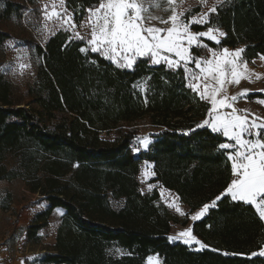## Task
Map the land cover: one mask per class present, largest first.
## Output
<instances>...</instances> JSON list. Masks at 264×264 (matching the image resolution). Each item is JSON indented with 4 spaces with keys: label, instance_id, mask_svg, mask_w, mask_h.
<instances>
[{
    "label": "trees",
    "instance_id": "16d2710c",
    "mask_svg": "<svg viewBox=\"0 0 264 264\" xmlns=\"http://www.w3.org/2000/svg\"><path fill=\"white\" fill-rule=\"evenodd\" d=\"M66 3L84 13L100 0ZM13 12L9 2L4 13ZM192 27L225 34L219 43L204 39L207 48L192 47L194 58L239 46L249 63L264 56V0H223L208 24ZM8 38L0 29V47ZM83 47L63 30L38 45V79L26 92H17L0 68V180L20 178L42 196L46 208L29 227L30 239L55 209L63 211L43 263L147 264L158 254L162 264H264V218L255 206L222 195L232 179L230 150L220 147L228 140L203 123L211 105L188 86V70L148 57L119 67ZM247 97L264 99V93ZM143 121L155 131L137 154L139 129L132 126ZM145 161L154 165L153 181L190 208L185 217L156 190H141ZM211 203L192 222L206 247L170 240L173 223L188 225L190 213Z\"/></svg>",
    "mask_w": 264,
    "mask_h": 264
},
{
    "label": "snow or ice",
    "instance_id": "6c2138e0",
    "mask_svg": "<svg viewBox=\"0 0 264 264\" xmlns=\"http://www.w3.org/2000/svg\"><path fill=\"white\" fill-rule=\"evenodd\" d=\"M182 2V0H181ZM205 4L207 0H200ZM65 0H60L63 6ZM223 0H215L209 12L215 13L217 5ZM164 4L167 7L164 11L171 14L165 19L153 15L154 9L161 8ZM177 0H100L98 7L87 9V23L91 28L90 38L81 37L77 32L76 36L82 40L87 39L90 49L82 48L81 51L99 52L118 64L119 67L131 68L136 57H148L152 63H165L170 68H179L194 62L199 73L190 74V79L198 81L188 86L199 94L201 100L210 102L213 116L211 128L213 131H222L224 136L230 137L234 145L223 144V149L235 148L229 159L232 161V172L235 176L231 180L226 193L231 195L233 201H242L255 206L261 218H264V123H257L260 117L249 119L248 110H241L239 114L234 107L238 96H246L249 89L242 90L238 95L228 96L227 85L238 84L242 79L251 80L253 76L260 78L259 73L247 67L248 62L242 60L243 49L230 52L223 49L221 55L212 51L211 58L200 60L191 55V48H207L200 40L207 37L219 43L218 35H225L219 29L209 27L204 32H192L191 26L204 25L209 23L208 13H201L199 16L185 18L184 12L176 10ZM48 18L56 17L61 20L62 25L76 27L72 15L55 10L47 12ZM157 20L166 27H157L151 22ZM170 54H174L175 59ZM264 60V56L261 57ZM203 64V67L201 66ZM23 68L24 65H21ZM264 92V89L259 90ZM219 97V98H218ZM264 104V100L258 101ZM229 108L231 112L220 113V109ZM209 124L208 120L203 122ZM202 125H198L200 127ZM146 148L148 141L144 140ZM138 151V149H137ZM220 199V197H217ZM214 203V202H213ZM209 205H204L199 213L192 216L193 220L204 215ZM172 239H182L185 244H200L206 247L192 235V229H186ZM264 254V252H261ZM150 264L153 262L150 260Z\"/></svg>",
    "mask_w": 264,
    "mask_h": 264
},
{
    "label": "rangeland",
    "instance_id": "374dc122",
    "mask_svg": "<svg viewBox=\"0 0 264 264\" xmlns=\"http://www.w3.org/2000/svg\"><path fill=\"white\" fill-rule=\"evenodd\" d=\"M9 2L13 4L16 12L6 15L4 10ZM214 3L215 0H207L205 4H201L200 0H182V2L181 0H177L176 10L178 12H184L185 18L188 19L192 16H199L201 13H208L209 16L211 13L209 12V9ZM45 5H47V12L49 13L53 11V5H55V10L57 12L63 13L66 9L67 13L72 15L76 27L73 28L71 26L62 25L61 20L56 17L48 18L45 15ZM98 5L99 4L89 8H95L98 7ZM165 7L167 6L162 4L161 8L154 9L153 15L161 16L166 19L171 12L164 11ZM87 9L84 13H76L68 7L66 0L63 6H61L60 0H0V29L9 34V38L0 47V68L17 92H26L29 87L37 82L38 71L42 61V57L37 51V46H44L46 41L56 32L60 30L66 31L69 33L70 38L83 41L84 49L91 48V46L87 44V39L82 40L76 36L77 32L81 37L90 38L91 36V28L87 23ZM151 23L157 27H166V25L161 24L157 20H154ZM191 31L198 33L207 31V29L198 31L191 26ZM220 38L221 36L218 35L219 41ZM204 39L208 38H200L203 44H205ZM224 49H228L232 52L237 49H243V47L239 46L236 48ZM212 51L215 50H211L209 56L199 59L204 60L211 58ZM222 51L223 49L215 52L217 55H221ZM170 55L171 58H176L174 54ZM241 57L242 60H244L243 52L241 53ZM21 65H24V67L22 68ZM201 66L203 67V64ZM247 67L255 73L261 74L260 78L256 79L253 76L251 80L242 79L238 84L227 85L226 89L228 96L238 95L244 89L250 90L248 94L261 92L259 90L264 89V60L261 58H258L257 60L254 59L251 63L248 62ZM187 70L190 74L193 72L199 73V69L195 68L194 62H190L187 65ZM191 82L197 83L198 81L191 80ZM247 95L238 96V99L247 97ZM260 99L261 98H254L252 100L259 101ZM211 108L209 115L205 119L209 121V124L207 125L210 128L213 116L216 114L211 112ZM219 111L223 114L224 112H231L232 109L224 108ZM132 127H138L139 129V137L136 139L133 146L135 152L139 154L141 150H146L148 148L152 141L150 134L151 132H154L155 129L149 126L146 121L140 122L137 125L134 124ZM144 140L148 141V146L146 148L143 145ZM229 150L230 156L234 153L235 148H229ZM154 178L155 173L153 163L149 161L143 162L139 173L141 190L143 192H153L156 190L159 193L162 202H164L174 213L181 217H185L190 208L180 201L179 196L175 192L166 189L164 186L160 185V183L153 181ZM224 194H227L226 191L222 195ZM114 203L117 207L122 205L121 201H116ZM211 205L212 203L209 204V207ZM45 208L46 204L42 200V196L38 193L31 192L27 188L25 181L22 179L0 180V263L45 264L42 261V256L46 251L52 249L55 244L57 229L63 214L61 209H55L49 218L48 225L38 231V237L30 239L28 237L29 227L34 224L37 213L43 211ZM202 208L190 213L189 217L191 223L188 225L184 226L182 224L173 223L170 240L183 242L182 239L172 238L178 236L180 232L186 229H192V222L195 221L192 219V216L199 213ZM192 235H194L193 230ZM196 239L200 241L197 237ZM187 245L195 247L196 249H201L200 244L195 243V241ZM261 252H264V248H262L259 253L261 254ZM150 260L153 264H162V259L158 254L149 255L145 262L150 264Z\"/></svg>",
    "mask_w": 264,
    "mask_h": 264
},
{
    "label": "crops",
    "instance_id": "0c3cea01",
    "mask_svg": "<svg viewBox=\"0 0 264 264\" xmlns=\"http://www.w3.org/2000/svg\"><path fill=\"white\" fill-rule=\"evenodd\" d=\"M225 48H231V47H225ZM261 100H264V99H260L259 101H261ZM234 107L237 109L238 113L242 114V115L244 113L241 110L247 109L248 110L247 114H248L249 119H253L254 117L264 118V104H261L258 101L250 100L248 97H243L242 99L239 98L234 103ZM256 122L257 123H264V119H259ZM216 132L221 133L223 135L222 131H216ZM224 137L228 140V142L226 144H233L234 145L235 142L232 139H230V137H227V136H224ZM262 138H264V137H262ZM234 178H235V176L233 175L232 179H234ZM0 264H2V263H0Z\"/></svg>",
    "mask_w": 264,
    "mask_h": 264
},
{
    "label": "water",
    "instance_id": "95a60500",
    "mask_svg": "<svg viewBox=\"0 0 264 264\" xmlns=\"http://www.w3.org/2000/svg\"><path fill=\"white\" fill-rule=\"evenodd\" d=\"M232 176H233V172H232Z\"/></svg>",
    "mask_w": 264,
    "mask_h": 264
},
{
    "label": "built area",
    "instance_id": "2783aa9c",
    "mask_svg": "<svg viewBox=\"0 0 264 264\" xmlns=\"http://www.w3.org/2000/svg\"><path fill=\"white\" fill-rule=\"evenodd\" d=\"M155 173V172H154Z\"/></svg>",
    "mask_w": 264,
    "mask_h": 264
}]
</instances>
